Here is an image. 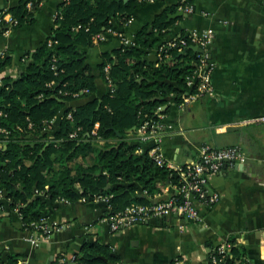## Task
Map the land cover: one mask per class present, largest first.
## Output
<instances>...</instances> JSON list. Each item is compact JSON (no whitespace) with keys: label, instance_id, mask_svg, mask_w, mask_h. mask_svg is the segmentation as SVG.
<instances>
[{"label":"trees","instance_id":"obj_1","mask_svg":"<svg viewBox=\"0 0 264 264\" xmlns=\"http://www.w3.org/2000/svg\"><path fill=\"white\" fill-rule=\"evenodd\" d=\"M145 1L62 0L57 8L60 16L54 17L48 37L36 48L22 52L21 67L15 76L1 77L0 126L5 131L0 130V207L5 199L16 208L23 228H32L31 222L47 214L59 203V197L91 200L98 193H111V213L128 203L150 202L167 179L176 178L147 150L137 151L139 142L128 131L144 117L154 118L172 103L179 104L188 88L186 80L196 68L198 51L191 47L183 50L165 44L155 60L144 59L172 23L166 20L167 9L135 32L134 44L101 52L99 67L107 81L103 67L110 63L111 85L107 84L99 98L92 97L74 107L65 105L66 100L76 97L73 92L87 88L77 95L83 96L96 89L85 51L76 42L91 44L92 32L114 25L113 20L124 25ZM41 3L35 0L28 8L25 0H19L1 8L0 34L33 21ZM6 13L16 20L14 24L4 18ZM78 23L82 26L73 28ZM48 38L55 43L48 45ZM53 57L56 73L51 67ZM10 59L5 53L0 55V68ZM60 109L63 113L58 128L49 133L46 120ZM69 111L71 117L67 116ZM96 120L99 138L90 133ZM77 126L78 136L69 137L68 133ZM229 240L233 244L225 264H239L244 247ZM102 256L118 258L108 242L98 239L85 240L74 254L76 264H105ZM21 259V253L10 252L0 264H23Z\"/></svg>","mask_w":264,"mask_h":264},{"label":"crops","instance_id":"obj_2","mask_svg":"<svg viewBox=\"0 0 264 264\" xmlns=\"http://www.w3.org/2000/svg\"><path fill=\"white\" fill-rule=\"evenodd\" d=\"M18 1L0 0V9ZM61 1L43 0L33 21L0 34V54L11 57L0 68V84L3 75L15 76L20 70L23 51L36 48L51 33L53 15ZM191 2L192 11L168 16L180 9L179 0H147L133 10L128 24L120 25L116 20L113 24L124 34L134 36L141 26L167 9L166 20L172 23L166 35L149 49V60L156 59V46L162 39L191 28L213 29L214 39L209 47L216 62L213 94L183 106L169 105L163 113L159 144L165 157L177 164L196 156L203 144L240 146L245 159L224 163L219 172L209 177L208 185L219 192V199L212 204L199 202L201 219L183 220L182 229L178 226L181 218L172 213L162 219L149 218L111 230L102 219V198L59 202L47 213L55 228L37 243L29 240L34 232L22 227L18 210L4 199L0 207V259L1 253L7 251L6 254L21 253L29 264L68 262L85 240L98 239L109 243L120 264H168L176 257L185 264H207L209 245L234 239L242 244L253 264H264V121L250 120L264 113V0ZM76 44L85 51L96 89L66 100L65 105L71 107L92 97L99 98L106 91L107 81L99 67L101 52L119 46L121 40L108 35L102 41ZM62 113L60 109L50 118V131L58 128ZM148 145L149 142L143 143L144 147Z\"/></svg>","mask_w":264,"mask_h":264},{"label":"built area","instance_id":"obj_3","mask_svg":"<svg viewBox=\"0 0 264 264\" xmlns=\"http://www.w3.org/2000/svg\"><path fill=\"white\" fill-rule=\"evenodd\" d=\"M35 0H25V5L28 8L33 7ZM147 1V0H146ZM179 7L183 11H192L193 3L188 0H179ZM41 3V0H40ZM59 15L57 9L53 15ZM6 13L4 18L14 24L15 19H12L11 15ZM60 16V15H59ZM132 19V15L128 16L124 21V24H128ZM82 26L80 23L74 25L73 28ZM84 29L88 30L89 26L84 25ZM106 32L111 35L118 36L123 45H132L135 43L134 36L124 34L116 25L107 26L105 30H99L92 32V41H100L107 38ZM214 39V31L211 28H191L184 33L175 34L172 37L161 40L156 46L157 55L160 54L163 46H178L182 49L189 44H196L200 47L198 49L196 68L191 76L186 80L188 88L183 94L179 106L189 104L195 100L202 98L204 95H212L214 91L212 74L216 66L215 60L211 57L210 44ZM56 40L48 38V45H53ZM163 41V42H162ZM120 44V45H121ZM2 55V53L0 54ZM51 67L56 70V58L53 57ZM110 63L107 62L103 69L107 78V84L111 85V81L108 75ZM53 80L50 81V83ZM87 91V88L80 89L72 93L77 96L80 92ZM163 112H158L156 117L148 118L144 117L143 120L135 125L131 132V137L139 142L137 151L143 152L147 150L148 154L154 158L159 165H165L170 168L171 173H175L176 178L167 179L166 183L162 186V190L157 192L150 202H132L124 206V208L115 212H108L110 203L108 201L111 193L101 194L98 193L94 197L102 198L105 204V212L102 215V219L107 222L108 227L111 230H121L126 226L134 223L144 222L149 218L162 219L168 214H176L181 218L178 226L184 228L185 219L198 221L201 219V213L198 209V203L212 204L216 202L220 194L218 191L211 189L208 185L209 177L221 170L224 163L234 162L235 160L242 161L245 159V154L241 147L238 145H229L224 147L213 146L210 144H203L199 150V153L191 158L189 161L183 164L173 163L168 160L160 147L159 141L164 128ZM68 117H71V111L67 113ZM251 121H264V113L259 116L253 117ZM31 126V122H29ZM50 119L46 120L45 129L50 133ZM99 121H94L90 133L99 138L98 135ZM79 126L72 129L69 133V137H77ZM0 130H4L0 126ZM101 140V139H100ZM149 142L147 147L143 146V143ZM81 200H85V197H80ZM59 202H69L66 197H59ZM33 235L29 237L31 242L37 243V241L48 234H50L55 228V222L48 220L47 214L42 215L38 220L31 222ZM29 229V228H28ZM263 235V234H262ZM264 244V235L261 236ZM233 242L229 239L224 240L217 244H211L208 247L206 259L207 264H225L226 259L231 255V246ZM23 264H29L26 259L20 260ZM182 262L181 258H174L168 264H178ZM239 264H253L252 260L244 253L241 252L238 258ZM57 264H76L74 255L70 261H59ZM185 264V263H184Z\"/></svg>","mask_w":264,"mask_h":264},{"label":"water","instance_id":"obj_4","mask_svg":"<svg viewBox=\"0 0 264 264\" xmlns=\"http://www.w3.org/2000/svg\"><path fill=\"white\" fill-rule=\"evenodd\" d=\"M182 13H185V11H183L182 9H178L173 13H168V16H177V15H180ZM188 47H191V48L196 49V50L200 49V47L196 44H189L187 46H184L183 50H186ZM144 59H149V58H148V56H144ZM6 253H7V251H3L1 253V259H0L1 261H3V259L5 258ZM102 258L106 261L105 264H120V262H117L115 260H108L105 256H102Z\"/></svg>","mask_w":264,"mask_h":264},{"label":"rangeland","instance_id":"obj_5","mask_svg":"<svg viewBox=\"0 0 264 264\" xmlns=\"http://www.w3.org/2000/svg\"><path fill=\"white\" fill-rule=\"evenodd\" d=\"M150 221H154V219L153 218H151V220ZM108 225V224H107ZM123 229V228H122ZM103 242H106V241H103Z\"/></svg>","mask_w":264,"mask_h":264}]
</instances>
